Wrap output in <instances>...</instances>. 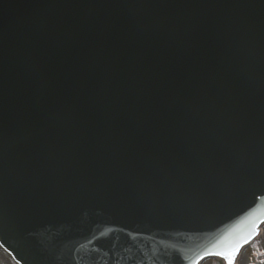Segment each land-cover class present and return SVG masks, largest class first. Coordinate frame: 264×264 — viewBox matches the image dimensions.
<instances>
[{"label":"water","instance_id":"obj_1","mask_svg":"<svg viewBox=\"0 0 264 264\" xmlns=\"http://www.w3.org/2000/svg\"><path fill=\"white\" fill-rule=\"evenodd\" d=\"M95 1L99 3V0H95ZM1 6H2V8L0 10H2V12H4L5 10H13L12 14L14 16L18 15L17 12L14 9L15 6L13 4H11L10 0H4V1H2V5ZM22 7H24V6H22ZM105 7H108V5L105 4ZM100 11H101L102 14L105 13V11L103 9L100 10ZM71 45H73V43H70V45H68L67 47H70ZM89 47L90 46L88 45L87 48H89Z\"/></svg>","mask_w":264,"mask_h":264},{"label":"rangeland","instance_id":"obj_2","mask_svg":"<svg viewBox=\"0 0 264 264\" xmlns=\"http://www.w3.org/2000/svg\"><path fill=\"white\" fill-rule=\"evenodd\" d=\"M0 264H10V263L0 255Z\"/></svg>","mask_w":264,"mask_h":264}]
</instances>
